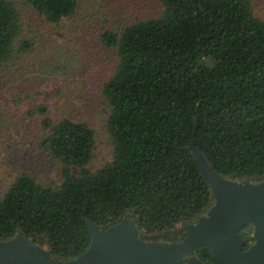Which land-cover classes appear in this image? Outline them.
Instances as JSON below:
<instances>
[{
	"label": "trees",
	"instance_id": "16d2710c",
	"mask_svg": "<svg viewBox=\"0 0 264 264\" xmlns=\"http://www.w3.org/2000/svg\"><path fill=\"white\" fill-rule=\"evenodd\" d=\"M24 1L53 23L78 6ZM162 2L160 17L101 37L119 56L102 89L112 160L91 170L95 130L69 117H45L40 144L62 163L60 182L15 176L0 193V240L20 229L51 254L73 258L89 246L87 219L106 226L135 211L145 234L180 228L212 202L190 151L193 137L219 173L264 176V18L249 0ZM21 34L16 2L0 0V67L31 48ZM47 111L40 104L29 114ZM252 232V225L240 229L244 248ZM199 256L212 258L207 248Z\"/></svg>",
	"mask_w": 264,
	"mask_h": 264
},
{
	"label": "rangeland",
	"instance_id": "374dc122",
	"mask_svg": "<svg viewBox=\"0 0 264 264\" xmlns=\"http://www.w3.org/2000/svg\"><path fill=\"white\" fill-rule=\"evenodd\" d=\"M13 1L21 13L20 40L31 48L0 67V193L23 172L43 184L60 182L62 163L40 144L45 117H69L95 130L91 170L112 160L110 109L102 89L119 56L116 48L104 44L102 34L158 18L164 11L162 0H78L71 16L53 23L24 0ZM249 1L256 15L264 18V0ZM40 104L48 107L47 114H29ZM73 170L79 173V168Z\"/></svg>",
	"mask_w": 264,
	"mask_h": 264
},
{
	"label": "water",
	"instance_id": "95a60500",
	"mask_svg": "<svg viewBox=\"0 0 264 264\" xmlns=\"http://www.w3.org/2000/svg\"><path fill=\"white\" fill-rule=\"evenodd\" d=\"M202 176L212 192V202L194 221L180 228L181 235L145 234L135 211H127L106 226L87 219L90 243L73 258L55 256L32 242L24 231L0 240V264H264V177L245 178L219 173L198 147L190 143ZM254 227V242L240 233ZM207 248L212 259L199 251Z\"/></svg>",
	"mask_w": 264,
	"mask_h": 264
},
{
	"label": "flooded vegetation",
	"instance_id": "af4514ba",
	"mask_svg": "<svg viewBox=\"0 0 264 264\" xmlns=\"http://www.w3.org/2000/svg\"><path fill=\"white\" fill-rule=\"evenodd\" d=\"M204 212V211H203ZM201 212V213H203ZM200 214V213H199ZM195 217L193 218H190V219H185L183 224L182 225H186L188 223V221H194ZM163 233V232H162ZM163 235V234H162ZM181 235V231H177L176 230H170V231H166L163 235V237H176V236H180ZM163 237H161L160 239L163 240ZM209 259H212V258H205V260H209Z\"/></svg>",
	"mask_w": 264,
	"mask_h": 264
}]
</instances>
